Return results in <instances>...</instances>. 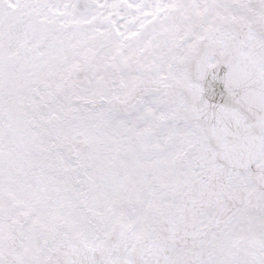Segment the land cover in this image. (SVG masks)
Wrapping results in <instances>:
<instances>
[{
	"label": "snow or ice",
	"instance_id": "obj_1",
	"mask_svg": "<svg viewBox=\"0 0 264 264\" xmlns=\"http://www.w3.org/2000/svg\"><path fill=\"white\" fill-rule=\"evenodd\" d=\"M0 264H264V0H0Z\"/></svg>",
	"mask_w": 264,
	"mask_h": 264
},
{
	"label": "bare ground",
	"instance_id": "obj_2",
	"mask_svg": "<svg viewBox=\"0 0 264 264\" xmlns=\"http://www.w3.org/2000/svg\"><path fill=\"white\" fill-rule=\"evenodd\" d=\"M100 2H103V0H100Z\"/></svg>",
	"mask_w": 264,
	"mask_h": 264
}]
</instances>
